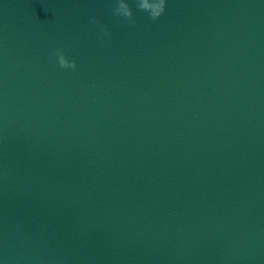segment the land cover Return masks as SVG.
<instances>
[{
    "label": "water",
    "instance_id": "obj_1",
    "mask_svg": "<svg viewBox=\"0 0 264 264\" xmlns=\"http://www.w3.org/2000/svg\"><path fill=\"white\" fill-rule=\"evenodd\" d=\"M126 2L0 0V264H264V0Z\"/></svg>",
    "mask_w": 264,
    "mask_h": 264
},
{
    "label": "clouds",
    "instance_id": "obj_2",
    "mask_svg": "<svg viewBox=\"0 0 264 264\" xmlns=\"http://www.w3.org/2000/svg\"><path fill=\"white\" fill-rule=\"evenodd\" d=\"M166 2L167 0H135L137 10L147 13L149 19L153 21L157 20L165 13ZM112 12L113 15L122 18L128 24L132 26L135 25L133 10L126 0H114ZM92 23L98 24V21L94 19ZM104 37H110V34L107 32V30H103V36L101 39ZM52 54L56 57L60 68L73 70L76 69L77 65L75 60H69L63 49L56 48Z\"/></svg>",
    "mask_w": 264,
    "mask_h": 264
}]
</instances>
